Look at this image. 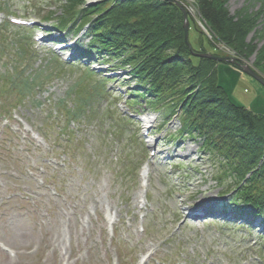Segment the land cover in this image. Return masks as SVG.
Here are the masks:
<instances>
[{
	"label": "rangeland",
	"instance_id": "1",
	"mask_svg": "<svg viewBox=\"0 0 264 264\" xmlns=\"http://www.w3.org/2000/svg\"><path fill=\"white\" fill-rule=\"evenodd\" d=\"M0 2L11 5L17 17L34 18L32 26L38 24L23 28L27 33L14 27L0 32L5 38L0 37V51L21 52V39L31 38L34 63L24 75L30 76L33 68L44 75L40 89H15L3 80L11 64L0 57V106L5 111L0 110V264H139L147 253L146 264H264V225L252 219L247 227L220 215V203L231 209L227 201L237 180L221 174L214 153L201 139L175 136L179 116L169 117L173 112L168 107H123L127 89L138 84L126 70L104 74L110 66L97 59L87 65L97 75L88 74L80 62L57 66L54 55L63 61V55L76 54L78 45L87 44L89 37H80L84 31L65 35L70 46L61 54L37 43L39 32L50 29L54 20L42 16L60 14L64 0ZM179 2L189 23L193 21V48L203 45L259 71L255 61L264 49V0L226 3L235 20L255 16L245 37L255 46L247 60L216 39L197 0ZM104 75L113 76L111 83ZM217 76L233 101L264 114V84L242 66L220 61ZM146 164L149 178L143 189L140 174Z\"/></svg>",
	"mask_w": 264,
	"mask_h": 264
},
{
	"label": "trees",
	"instance_id": "2",
	"mask_svg": "<svg viewBox=\"0 0 264 264\" xmlns=\"http://www.w3.org/2000/svg\"><path fill=\"white\" fill-rule=\"evenodd\" d=\"M227 1L197 0V7L215 36L239 54L241 60H247L255 50L254 44L245 41L255 26V16L245 15L235 20L226 6ZM4 7L0 2V10L16 12L10 9L11 5ZM43 17L54 19V27L66 34L78 35L85 29L83 35L89 40L79 45L80 53L127 69L138 82L137 88L129 90L133 105L151 109L168 105L172 114L180 109L181 127L175 136L201 139L214 153V163L221 174L233 175L237 180V189L227 201L231 210L261 216L264 220V114H256L230 98L218 81L216 60L193 54L192 51H208L203 45L195 49L187 43L184 15L175 3L168 0H64L60 14L48 11ZM191 23L193 21L190 28ZM8 27V22L0 23V32ZM28 41L24 36L21 39L24 50H1L0 57H7V63L11 64L4 82L6 79L15 89L30 92L43 86L44 75L38 68H33L30 76L24 75V69L29 68L27 65L34 63ZM53 59L57 66H65L61 60ZM255 67L264 75V49L258 53ZM86 71L94 74L89 68ZM145 98L146 103L140 101ZM77 102L80 109L82 102L80 99ZM1 108L4 111L3 106Z\"/></svg>",
	"mask_w": 264,
	"mask_h": 264
},
{
	"label": "water",
	"instance_id": "3",
	"mask_svg": "<svg viewBox=\"0 0 264 264\" xmlns=\"http://www.w3.org/2000/svg\"><path fill=\"white\" fill-rule=\"evenodd\" d=\"M170 2H173L175 3L183 12V15H184V31H185V40L187 41L188 44H190L189 42V16H188V12L187 10L184 8V6L182 5L181 2H179V0H168ZM191 46V44H190ZM192 50V48H191ZM194 55L196 56H199V57H204V58H210V59H213V60H216L218 62L220 61H228L230 63H233V64H239L240 66H242L243 70L251 75L252 77H254L255 79H257L258 81H260L261 83L264 84V77L262 76V74L257 71L255 68H253L252 66L250 65H247V64H243L241 65L238 60L234 57H226V56H219V55H216L212 52H195V51H192Z\"/></svg>",
	"mask_w": 264,
	"mask_h": 264
},
{
	"label": "bare ground",
	"instance_id": "4",
	"mask_svg": "<svg viewBox=\"0 0 264 264\" xmlns=\"http://www.w3.org/2000/svg\"><path fill=\"white\" fill-rule=\"evenodd\" d=\"M216 37V36H215ZM216 39L217 40H219L217 37H216ZM210 41V40H209ZM210 43L212 44V45H214V46H216L215 44H213V41L211 40L210 41ZM212 53H214V52H212ZM215 54V53H214ZM239 61V60H238ZM245 72V71H244ZM261 73V72H260ZM251 110V109H250ZM251 111H253V110H251ZM154 143V142H153ZM152 142H150V145L152 146V144H153ZM149 165L148 164H146L145 166H144V169H143V171H142V182H143V189H145V186H146V180H148V178H149Z\"/></svg>",
	"mask_w": 264,
	"mask_h": 264
},
{
	"label": "built area",
	"instance_id": "5",
	"mask_svg": "<svg viewBox=\"0 0 264 264\" xmlns=\"http://www.w3.org/2000/svg\"><path fill=\"white\" fill-rule=\"evenodd\" d=\"M203 22V21H202Z\"/></svg>",
	"mask_w": 264,
	"mask_h": 264
}]
</instances>
